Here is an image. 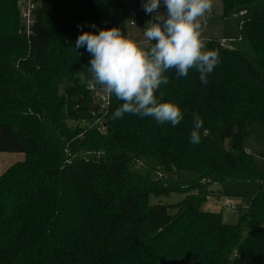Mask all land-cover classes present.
Segmentation results:
<instances>
[{"label":"trees","instance_id":"trees-1","mask_svg":"<svg viewBox=\"0 0 264 264\" xmlns=\"http://www.w3.org/2000/svg\"><path fill=\"white\" fill-rule=\"evenodd\" d=\"M18 1L0 0V152L24 154L0 173V264H264V173L244 146L264 128V9L238 23L260 70L243 51L208 39L220 63L207 84L195 69L165 73L157 98L184 113L173 127L113 119L122 103L114 96L101 115L88 90L91 56L75 41L112 27L131 38V20L115 13L123 0H34L29 29ZM217 1L226 17L261 0ZM193 113L203 121L195 145ZM98 118L104 131L92 125ZM136 161L197 178L169 183L131 169ZM251 180L259 189L237 223L203 209L212 184ZM171 193L183 198L149 202Z\"/></svg>","mask_w":264,"mask_h":264},{"label":"clouds","instance_id":"clouds-1","mask_svg":"<svg viewBox=\"0 0 264 264\" xmlns=\"http://www.w3.org/2000/svg\"><path fill=\"white\" fill-rule=\"evenodd\" d=\"M212 6L213 0H143L144 11L152 16L143 33L147 46L123 35L119 27L77 37L75 49L86 48L91 56V86L99 85L109 97L122 101L113 119L132 114L173 127L180 123L184 113L179 106L159 101L157 92L169 83L165 73L170 69L176 70L177 78L195 69L201 83L207 84L208 75L220 63L218 51L206 48L201 33V18ZM193 119L190 142L195 145L201 142L203 121L195 113Z\"/></svg>","mask_w":264,"mask_h":264},{"label":"rangeland","instance_id":"rangeland-1","mask_svg":"<svg viewBox=\"0 0 264 264\" xmlns=\"http://www.w3.org/2000/svg\"><path fill=\"white\" fill-rule=\"evenodd\" d=\"M124 7L119 10H116L115 13L121 16H125L130 20H135L138 17H146L149 19L152 17L150 14H147L143 7V0H123ZM221 3L220 1L213 0V6L210 13L214 15V18L210 21L209 25L206 26V29L202 33V38L206 41L209 37L211 39H217L219 37H224L231 40V45L234 48H237L244 52L250 61L251 65L256 69L260 70L259 62L256 58L255 52L247 40H241L239 37V30L237 23L242 19L240 16L229 15L222 17L219 15L221 12ZM264 9V0L257 1L252 5L248 6L246 11L247 14H252L254 12ZM209 13L205 14V19L201 18V25L204 24V21L208 20ZM218 15V16H217ZM202 28V27H201ZM131 29V39L139 42H145V37L140 31L141 29L130 27ZM211 31V32H210ZM146 46V45H144ZM245 148L250 152L256 159V169L257 171L264 173V128H258L253 131L244 143ZM24 158L23 153L17 152H0V173L3 172L10 164L15 161L22 160ZM155 162L151 161L150 165H154ZM152 166L147 165L143 161L132 162L130 165L131 169L144 173L147 170H150L152 175H158L159 178L167 180L169 183L172 182H188L195 180L197 175L195 173L182 172L180 174H164L152 170ZM259 189V182L256 180L251 181H239V182H228L224 184H215L210 186V190L213 191L212 194L208 197V203L216 201L219 204V210L222 212V220L227 224L237 223L239 217H241L247 210L249 203L254 196V194ZM183 198L182 194L171 193L170 195L164 196H153L149 198V202L152 205L157 203H166L168 205H174ZM225 199H228L229 202L236 207L231 208L225 204ZM217 204V205H218ZM206 203L203 206L205 209ZM160 264H182L180 260H165Z\"/></svg>","mask_w":264,"mask_h":264},{"label":"built area","instance_id":"built-area-1","mask_svg":"<svg viewBox=\"0 0 264 264\" xmlns=\"http://www.w3.org/2000/svg\"><path fill=\"white\" fill-rule=\"evenodd\" d=\"M20 1H21L20 17H21L23 23L25 24V27L27 29H29L30 25L32 24V14H33V11L36 8L37 4H36V2H34V0H20ZM160 11H162V10H160ZM245 14H246V10H241L238 13H235L234 16H243ZM151 19H152V17H150L149 19H147L146 21H144L142 23H139L135 20H131L129 22V26L134 27V28H138V29H141L144 31L145 26L152 22ZM218 41H219V44L221 46L228 47L231 45V40H229V39H220ZM137 42H139V41H137ZM140 43H142L143 45L148 44L147 41L140 42ZM88 90L90 92H92L95 100L99 103V106H100L99 111L102 112L100 114L101 115L106 114L107 113V106H108L110 97L103 91V88L99 85L91 86V84H89ZM92 125L97 126V129L100 131L105 130V126L102 123V121L99 120V118L95 119ZM225 204L230 206L231 208L236 207L235 205L231 204L228 199H225Z\"/></svg>","mask_w":264,"mask_h":264},{"label":"crops","instance_id":"crops-1","mask_svg":"<svg viewBox=\"0 0 264 264\" xmlns=\"http://www.w3.org/2000/svg\"><path fill=\"white\" fill-rule=\"evenodd\" d=\"M221 8V7H220ZM220 12H221V10H220ZM208 14V13H207ZM221 14V13H220ZM219 14V15H220ZM212 15V13H209V15L208 16H211ZM218 16V15H217ZM138 18H143V19H145V21L147 20V18L146 17H138ZM212 18H214V15H212L211 17H208V21L206 20V22L204 21V24L203 25H201V33H203L204 32V30L206 29V26H208L209 25V23H210V21L212 20ZM203 19H205V16L203 17ZM237 26H238V23H237ZM238 30H239V26H238ZM142 32V31H141ZM211 32V31H210ZM142 33H144V31L142 32ZM238 38H240V36L238 37ZM208 39H211V37H209ZM220 39H226V38H224V37H219V38H217V40H220ZM230 46H232V45H230ZM233 47V46H232ZM213 185H215V184H213ZM213 192V191H212ZM209 199V198H208ZM208 199H207V202H206V207H204L206 210H219V204L216 202V201H213V202H209L208 203ZM218 204V205H217Z\"/></svg>","mask_w":264,"mask_h":264},{"label":"water","instance_id":"water-1","mask_svg":"<svg viewBox=\"0 0 264 264\" xmlns=\"http://www.w3.org/2000/svg\"><path fill=\"white\" fill-rule=\"evenodd\" d=\"M17 9H18V10L21 9V1H20V0L17 2Z\"/></svg>","mask_w":264,"mask_h":264}]
</instances>
